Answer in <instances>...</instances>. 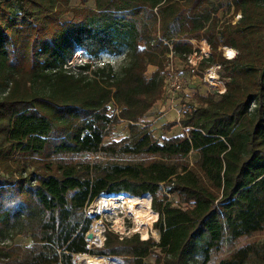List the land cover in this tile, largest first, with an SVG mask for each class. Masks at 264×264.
<instances>
[{
    "label": "trees",
    "instance_id": "trees-1",
    "mask_svg": "<svg viewBox=\"0 0 264 264\" xmlns=\"http://www.w3.org/2000/svg\"><path fill=\"white\" fill-rule=\"evenodd\" d=\"M80 1L0 0V243L12 240L0 245V264H74L75 253L207 264L226 242L264 233V0H229L230 19L214 0ZM192 40L210 47L202 68L222 64L227 92L199 96L169 125L184 133L160 141L144 118L165 93L170 53L187 61L199 51ZM79 48L95 63L75 73L66 62ZM118 56L128 60L119 72L98 64ZM114 120L128 121L130 134L106 143ZM119 155L127 160L103 165ZM120 193L151 195L159 240L107 226L102 246L87 241L88 207ZM20 235L33 244H14ZM251 255L264 261V243L241 245L218 264Z\"/></svg>",
    "mask_w": 264,
    "mask_h": 264
},
{
    "label": "rangeland",
    "instance_id": "rangeland-1",
    "mask_svg": "<svg viewBox=\"0 0 264 264\" xmlns=\"http://www.w3.org/2000/svg\"><path fill=\"white\" fill-rule=\"evenodd\" d=\"M214 1L217 4L218 3L223 4V7L219 11V16L222 19H230L232 17L233 12L228 9L229 0H214ZM70 5L73 8H76V7L78 8L82 6L80 0H71ZM85 6L88 8H95L96 6L95 0H88ZM72 17H73V12H67L62 16L64 20H70ZM239 17L240 15L235 16V21ZM192 43L194 44L195 49L199 48V51H198L199 54L207 53L208 56L210 55V47L205 40H201V41L192 40ZM204 44L207 45V51H204V48H203ZM223 48L222 49L224 50V55L225 57H227V54H229L230 52L227 53L225 49L228 48L230 50L232 48H229V47H223ZM77 51L78 49L76 50V52ZM71 59L73 60L71 61ZM85 59H88V57L85 56ZM88 60L90 61V63H95L94 60H91V59H88ZM113 60L114 61L112 65L116 67L117 72L121 71V68L124 65L128 64L127 58L125 59L123 56H118L116 58H113ZM68 63H70L71 66H67ZM82 64L83 63H80V59H77L75 56V58L68 59V61L66 62V66H67L66 68L77 73L78 70H76V67ZM168 66H169V61L167 63V67L163 74L165 77V89H164L165 93L162 96V98L155 104V106L149 111L147 116L144 118L145 122H149V127L153 130L155 136L160 141H162L165 138H170L172 136H176V135H180L184 133L185 130L181 127V125L179 124H176L173 126H169V125L171 123H174L176 120L180 119V117H182V115L187 109L197 105L199 102V99H198L199 96L201 95L207 96V95H213V94L216 95L217 97L219 96L215 92V89H212L210 87V83H209V81L211 82V80H210L209 74L207 73V70L211 69L212 67L202 68L201 63H200V67H199L200 71H198L197 73H194V69L191 67L188 60L186 61V60H181L179 58L177 59L175 58L173 60L174 72L179 75L182 85H181L180 91H176L174 94V91H173L174 89L171 88V84H172L170 80L171 70L168 69ZM155 70H156L155 66H149L147 75L149 77L152 76ZM215 70L218 75L222 73V70L220 71L219 68ZM218 81L223 82L221 79H218ZM213 85H216V84H213ZM5 90H6V86L1 85L0 86V96L3 95ZM109 113L110 115H112L113 119H115L116 115H118V109L114 104H110ZM128 124H129L128 121H123V120L115 121L114 120L113 125L111 129L109 130V134L105 138V142L109 143L112 141H119L129 136L130 131H129ZM90 158L93 159L95 157H90ZM126 158L127 157H121L120 155L105 157L103 158V165L107 166L115 162H125L127 160ZM197 158H198V154L196 152H193L189 156V160L191 162H194ZM165 192H166V187L164 186L162 190L160 191V195H163ZM170 197L176 204L181 203L180 198L177 195H173ZM151 203H152V199H151ZM90 208L91 207H88L87 209V215L92 219V229L98 224L101 225V229H102L101 233L103 236L99 241H97V243L104 241V237H105L104 231L107 226H109L114 231L120 234H123V235H128V234L138 232L140 233L142 238H148L149 236H153L156 240L160 239V234L156 230L153 229V224L158 219V216L157 218L152 219V220L149 217H146L145 218L146 219L145 229L138 230L137 223L135 221V218L132 212L120 205H118L116 208L108 212L96 211L93 206L92 207L93 212L90 213ZM144 232H147V233L143 234ZM144 235H146V237H143ZM252 241H255V242L257 241L263 244L264 243V233H257L251 237L243 238L239 240L238 242H236L235 244L226 242L220 251H213L211 253V259L207 264H218V262L221 259L229 256L237 247L244 245L248 242H252ZM11 243H12V240L6 239L4 242L0 243V245H3V244L7 245ZM13 243L21 245L23 247H29L33 244V241L31 240L30 237L20 235V236H17L13 240ZM95 256L97 255H94V257ZM98 257H103V256H98ZM73 258H74V255H73ZM105 258L108 259L107 257ZM154 263H155V254H152L146 259V264H154ZM247 264H264V261L261 259H258L254 255H251Z\"/></svg>",
    "mask_w": 264,
    "mask_h": 264
},
{
    "label": "bare ground",
    "instance_id": "bare-ground-1",
    "mask_svg": "<svg viewBox=\"0 0 264 264\" xmlns=\"http://www.w3.org/2000/svg\"><path fill=\"white\" fill-rule=\"evenodd\" d=\"M203 48H204V51H207L206 44H204ZM83 53L84 51L82 49H78L76 58L78 59L79 57H82ZM207 73L210 76L211 82L213 84H216L217 86V83L219 81L217 77L214 75V73L210 71H207ZM151 199L152 197L150 194H145L142 197L132 196L127 193L111 194V195L106 194V195L100 196L96 200L94 204V208L96 211L108 212L116 208L118 205H120L132 212V214L134 215L135 221L137 223V229L144 230L145 225H146L145 218L149 217L152 220V219L157 218L158 216V214L151 209ZM92 231L94 232V239L92 240V243L101 244L103 241L100 243H97V241H99L103 236L101 233L102 231L101 225L100 224L96 225L92 229ZM145 233L147 232H144L143 234ZM143 237H146V235H144ZM74 258H75L74 260L75 262H73L74 264H115L116 263L114 261H110L106 259L105 257H94L88 253H75Z\"/></svg>",
    "mask_w": 264,
    "mask_h": 264
},
{
    "label": "built area",
    "instance_id": "built-area-1",
    "mask_svg": "<svg viewBox=\"0 0 264 264\" xmlns=\"http://www.w3.org/2000/svg\"><path fill=\"white\" fill-rule=\"evenodd\" d=\"M223 49H224V48H223ZM225 51H226L227 53H228V52L231 53V55L227 54V58H230V59H231V58H233V57L236 55V52H235L233 49H230V50H229L228 48H226ZM74 54H75V55H74L73 58H75L77 52L75 51ZM205 56L208 57V54H207V53H200V54H199L198 50H195L191 55H189V57H188V62H189V64L191 65V67L194 69V73H197L198 71H200V69H199V67H200V63H201V61L205 58ZM78 59H80V63L90 62L88 59H85V54H84V53H83V56H82V57H79ZM174 59H175V58H174V56H173V52H171L170 55H169V59H168V61H169L168 69L171 70V76H170V80H171V82H172V84H171V88L174 89L173 91H174V94H175L176 91H180V88H181V85H182V84H181V80H180L179 75H178L177 73L174 72V68H173V60H174ZM72 60H73V59H71V61H72ZM113 61H114V60H113V58H111V57H104V58H102V59H100V60L98 61V64H99L100 66H103V65L108 64V63L112 64ZM67 66H71L70 63H68ZM211 67H212V68H215V69L219 68L220 71H221V69H222V64H221V63H216V64H214V65L211 66ZM208 70H209V69H208ZM217 79H221L223 82L219 81V82H218L219 84L217 83V86H216V85H213L212 82L209 81V83H210V87H211L212 89H215V92H216L219 96H222V95H224V94L227 92V86H226L224 80H223L222 77H221V73H220V75L217 74ZM91 244H94V243H91ZM101 244H103V242H102ZM94 245H96V244H94ZM118 260H122V259L118 258ZM122 261H123V260H122ZM120 262H121V261H120ZM122 264H123V263H122Z\"/></svg>",
    "mask_w": 264,
    "mask_h": 264
},
{
    "label": "water",
    "instance_id": "water-1",
    "mask_svg": "<svg viewBox=\"0 0 264 264\" xmlns=\"http://www.w3.org/2000/svg\"><path fill=\"white\" fill-rule=\"evenodd\" d=\"M108 195H111V194H108ZM86 239H87V241L92 243V240L94 239V232L92 231V229L87 233ZM104 239H105V237H104ZM144 239H147V238H144ZM102 245L103 244H96V246H102ZM112 259H117L118 260V258H112ZM119 261H121L124 264V261H122V260H119Z\"/></svg>",
    "mask_w": 264,
    "mask_h": 264
},
{
    "label": "snow or ice",
    "instance_id": "snow-or-ice-1",
    "mask_svg": "<svg viewBox=\"0 0 264 264\" xmlns=\"http://www.w3.org/2000/svg\"><path fill=\"white\" fill-rule=\"evenodd\" d=\"M229 55H231V53H229Z\"/></svg>",
    "mask_w": 264,
    "mask_h": 264
}]
</instances>
